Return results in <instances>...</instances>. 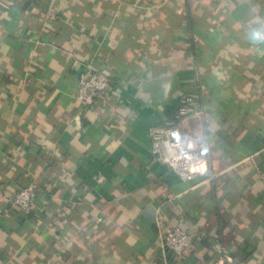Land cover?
<instances>
[{"label": "crops", "instance_id": "obj_1", "mask_svg": "<svg viewBox=\"0 0 264 264\" xmlns=\"http://www.w3.org/2000/svg\"><path fill=\"white\" fill-rule=\"evenodd\" d=\"M91 67L120 81L85 108ZM185 94L230 165L216 182L153 154ZM261 164L264 0H0V264H168L164 225L206 231L175 264H216V237L231 264H264ZM32 182L25 214L4 195Z\"/></svg>", "mask_w": 264, "mask_h": 264}, {"label": "built area", "instance_id": "obj_2", "mask_svg": "<svg viewBox=\"0 0 264 264\" xmlns=\"http://www.w3.org/2000/svg\"><path fill=\"white\" fill-rule=\"evenodd\" d=\"M119 74L114 70L105 72L89 68L80 73L76 100L85 108H94L99 100L111 98L118 91ZM211 114L198 97L185 94L173 115L160 127L151 130L155 159L165 162L183 180L205 178L216 182L230 169L220 156L214 154L208 143ZM256 171L264 183V164ZM103 178L100 177L99 181ZM43 189L35 182L18 190L13 196H6L10 204L18 206L25 214L33 212ZM98 218L97 221H101ZM206 231H188L179 226L164 225L160 231L161 248L168 257V264L185 259L195 242L205 238ZM209 252L217 257L216 264H231L230 248L216 237L210 242Z\"/></svg>", "mask_w": 264, "mask_h": 264}, {"label": "trees", "instance_id": "obj_3", "mask_svg": "<svg viewBox=\"0 0 264 264\" xmlns=\"http://www.w3.org/2000/svg\"><path fill=\"white\" fill-rule=\"evenodd\" d=\"M200 240L203 241L204 239H203V238H200ZM210 242H211V241H210ZM210 242H209V243H206V244H207V245H206L207 248H209ZM173 264H175V263H173Z\"/></svg>", "mask_w": 264, "mask_h": 264}]
</instances>
